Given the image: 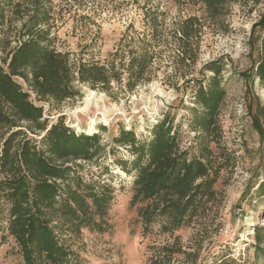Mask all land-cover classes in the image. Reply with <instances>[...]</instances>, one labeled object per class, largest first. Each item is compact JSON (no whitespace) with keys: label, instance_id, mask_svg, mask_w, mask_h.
<instances>
[{"label":"trees","instance_id":"16d2710c","mask_svg":"<svg viewBox=\"0 0 264 264\" xmlns=\"http://www.w3.org/2000/svg\"><path fill=\"white\" fill-rule=\"evenodd\" d=\"M176 1L203 4L209 16L218 20L225 15L227 5L239 0ZM54 14L51 0H0L3 43L9 41L5 28L20 22L19 44L0 49L5 54L0 58V128L12 131L4 135L0 145V230L2 221H8L3 231L14 237L23 264H82L71 240L83 229L110 231L117 189L81 174L78 162L93 161L104 150L101 135L77 133L63 118L49 124L44 107L31 100L17 78L23 79L39 100L63 102L82 96L79 84L109 92L116 81L133 91L152 79V66L159 54L157 31L153 38L134 40L138 45L127 51L126 62H122L125 52L120 50L103 63L73 62L68 52L53 45ZM196 22L197 17L192 16L181 22V37L176 43L178 63L196 60L197 49L192 45L198 33ZM256 25L263 33L251 76L264 84V14ZM205 69L212 74L185 80L196 104L190 107V125L198 132L192 143L195 154L182 148L174 119L166 114L152 127L150 138L139 139L134 130L125 128L114 138L132 155L130 159L117 158V164L134 174L129 205L144 204L138 213L145 233L174 235L200 220L217 200L215 184L221 172L231 166L233 157L221 148L219 116L227 92L221 77L223 64L212 61ZM22 121L31 124L33 134L44 133L41 139L16 129ZM252 124L264 139V103L260 101L254 106ZM259 190L264 195V182ZM254 246L256 253L264 254V226L255 227ZM174 252L184 253L192 264L198 262V251L178 248ZM215 264H224V259Z\"/></svg>","mask_w":264,"mask_h":264},{"label":"rangeland","instance_id":"374dc122","mask_svg":"<svg viewBox=\"0 0 264 264\" xmlns=\"http://www.w3.org/2000/svg\"><path fill=\"white\" fill-rule=\"evenodd\" d=\"M51 1L56 18L51 28L53 45L68 52L76 63H103L117 50L125 52L122 62H126L127 51L138 45L134 40L150 39L154 32L159 33V54L152 66V79L133 91L116 81L109 92L79 84L82 96L63 102L39 100L28 84L17 78L31 94V100L44 107L49 124L63 118L77 133L101 135L104 150L100 156L78 163L85 179L112 184L117 196L110 211V231L83 229L72 238L71 247L80 254L82 264H192L185 260L184 253L174 252L178 248L198 251L196 264H215L223 259L224 264H264V254L256 253L254 246L255 227L264 226V195L259 190L264 182V139L252 124L256 102L264 103V84L251 76L263 33L256 23L264 14V0L232 2L218 20L209 16L203 4L176 0ZM190 16L198 19L197 37L192 40L196 60L178 63L176 43L181 37V22ZM19 27L20 22H13L5 28L9 41L0 40V49L19 44ZM3 36L1 33L0 38ZM4 55L0 53V58ZM212 61L223 64L221 77L227 92L219 116L223 129L221 148L233 157L231 166L221 172L215 184L217 200L200 220L174 235L145 233L138 213L144 204L129 205L134 174L126 173L117 164V158L130 159L132 155L114 138L122 128L134 130L139 139L150 138L152 127L166 114L174 119L182 148L195 154L192 143L198 132L190 125V107L196 104L185 80L202 78L204 73L211 75L205 65ZM30 126L22 121L16 129L41 139L44 133L33 134ZM11 132L0 128V145L4 135ZM212 148L217 150L215 145ZM7 225L8 221L3 220L0 264H23L14 237L3 231Z\"/></svg>","mask_w":264,"mask_h":264},{"label":"built area","instance_id":"2783aa9c","mask_svg":"<svg viewBox=\"0 0 264 264\" xmlns=\"http://www.w3.org/2000/svg\"><path fill=\"white\" fill-rule=\"evenodd\" d=\"M225 231L227 232L228 230L226 229Z\"/></svg>","mask_w":264,"mask_h":264}]
</instances>
